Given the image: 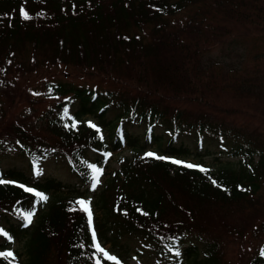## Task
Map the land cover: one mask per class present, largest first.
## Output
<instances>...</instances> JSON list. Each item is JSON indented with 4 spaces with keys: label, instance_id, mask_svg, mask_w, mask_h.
Listing matches in <instances>:
<instances>
[{
    "label": "trees",
    "instance_id": "16d2710c",
    "mask_svg": "<svg viewBox=\"0 0 264 264\" xmlns=\"http://www.w3.org/2000/svg\"><path fill=\"white\" fill-rule=\"evenodd\" d=\"M116 62L135 68L119 76ZM58 67L104 76L105 88L50 79L40 99L21 88ZM45 96L58 101L38 112ZM255 113L264 116V0H0V264H112L93 230L122 264H264ZM84 116L94 125L73 127ZM118 149L131 159L94 196L91 225L74 200L39 213L37 194L77 191ZM239 156L250 161H221ZM186 158L214 163L172 162ZM21 239L24 261L3 255Z\"/></svg>",
    "mask_w": 264,
    "mask_h": 264
},
{
    "label": "rangeland",
    "instance_id": "374dc122",
    "mask_svg": "<svg viewBox=\"0 0 264 264\" xmlns=\"http://www.w3.org/2000/svg\"><path fill=\"white\" fill-rule=\"evenodd\" d=\"M180 17V16H179ZM215 49L217 50H213L212 51V56L213 57H217L219 54V47H216ZM230 60V58H229ZM238 59L234 57L233 59V63L237 66V62ZM117 63V68H116V73L119 76H122L123 73L126 72H131L133 70V68H135V66L130 65V64H125L122 62H116ZM115 63V65H116ZM160 76H157V80H160ZM50 79H57V80H62L63 82H72L74 84H78V85H83L86 87H94L97 84L101 83L102 87L105 88V83L107 81V78L104 76H98V75H93L92 73H89L85 70L82 69H74V68H65V67H58V68H53L49 71L43 72L40 75H34L31 76L23 81L20 82L21 88L25 90L26 92H31V95L36 96L37 98H42L44 96V90L41 89V85L44 82L49 81ZM108 84H110V81L108 80ZM8 92V91H7ZM23 95L24 93L20 94L18 97L13 99V102L16 103L20 100H23ZM7 96L10 98L11 95L7 94ZM3 98V103H8V99ZM58 101L57 98H47L45 96L44 100L35 105V107L37 108L38 112H40L41 110L48 108L50 106H52L53 104H55ZM243 101H247V98H245ZM242 103L237 104L238 106H240V108H242L243 110L247 111V113L250 115L253 114V110L249 107H245V105H241ZM259 104L257 106H255V108L260 112L263 111V106L261 103H256ZM237 118H241L242 121H247L248 116L245 115H240ZM92 119L90 117H84L83 119H81L80 121H78L76 123V126H80V125H87V124H92ZM253 127H258L261 129V131L264 130V116L260 113H255V118L253 120ZM124 158H131V152L129 151H123L120 154H116L114 153L109 160L106 162V164H103L99 167L100 171V175H99V182L96 184L95 188H93V178L91 183H89L88 185L84 186V187H78L77 191H73V190H68L66 187L62 188L59 192L52 193L49 192L46 195V201L43 204V208L40 211V213L42 212H46L49 208V206L54 203L57 202L58 200H60V198H65L68 200L74 199L75 201H87L90 202L92 197L96 196V192L98 190H101L102 187L104 186V184H106L107 178L108 176H111L113 172L117 171L119 169V165L122 159ZM241 159H239L240 161ZM186 162H190L192 164H195L196 166H199L198 164H196V161L192 158H188V160H185ZM222 162H228V163H233V164H237L238 160L237 159H232V158H221ZM214 162L210 159V158H205L203 160V164L205 166H207L208 164H213ZM203 165V166H204ZM4 166H6V164H4ZM204 166V167H205ZM49 173H53V175L58 178L61 182L63 181L67 186H72L74 185V181L69 178L67 175H65V173L63 171H50L48 170ZM62 182V183H63ZM76 186V185H75ZM77 188V187H76ZM95 193V194H94ZM91 210H93V208H90ZM95 214L97 215L98 212L95 209ZM1 243V241H0ZM4 246V245H3ZM2 246V247H3ZM107 248L109 247L108 245L106 246ZM5 250L6 252H11L13 253V255L15 256V254H20L21 255V260H25V256H24V250H25V245H24V240H14L12 243L7 244L5 246ZM13 256V257H14ZM178 261H182L183 257H179L177 259ZM129 264H141L139 261L137 260H131V262ZM188 264V263H187Z\"/></svg>",
    "mask_w": 264,
    "mask_h": 264
},
{
    "label": "snow or ice",
    "instance_id": "6c2138e0",
    "mask_svg": "<svg viewBox=\"0 0 264 264\" xmlns=\"http://www.w3.org/2000/svg\"><path fill=\"white\" fill-rule=\"evenodd\" d=\"M21 14L22 16L24 17V19H30L31 17L27 15L26 12H24L23 10H21ZM75 126V125H73ZM149 156H152L153 154L152 153H149L148 154ZM157 159H162L161 157H157ZM173 163H180L179 161H172ZM186 167H194L193 165H185ZM201 171H205L204 169H200ZM100 171L99 169H93V188H95L96 184L99 182V175H100ZM28 191H31L30 189H27ZM40 196V199L41 200H45L47 199L46 197H44L42 194H37ZM89 203L90 202H87V201H83V200H80V201H77V204L80 205L81 209L87 213L88 215V223L89 225L92 224V211L89 207ZM32 215L33 213H27L24 217V219L28 222V223H31L32 221ZM92 239H93V242H94V245H95V248L100 251V252H103L104 253V256L109 259V260H113V261H116V257L114 256H111L109 255L107 252L104 251V249L101 248L100 244L96 242V232L93 230L92 231ZM3 255H7L9 257H12L13 256V253L11 252H8V253H5ZM118 264V262H117Z\"/></svg>",
    "mask_w": 264,
    "mask_h": 264
}]
</instances>
